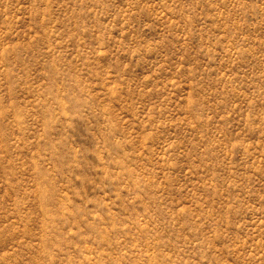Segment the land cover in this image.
<instances>
[{
    "label": "rangeland",
    "instance_id": "rangeland-1",
    "mask_svg": "<svg viewBox=\"0 0 264 264\" xmlns=\"http://www.w3.org/2000/svg\"><path fill=\"white\" fill-rule=\"evenodd\" d=\"M0 264H264V0H0Z\"/></svg>",
    "mask_w": 264,
    "mask_h": 264
}]
</instances>
